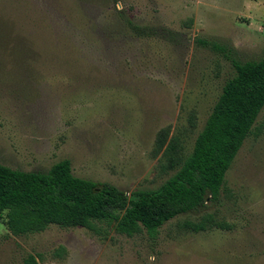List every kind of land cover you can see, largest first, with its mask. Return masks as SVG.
<instances>
[{"label": "rangeland", "instance_id": "rangeland-1", "mask_svg": "<svg viewBox=\"0 0 264 264\" xmlns=\"http://www.w3.org/2000/svg\"><path fill=\"white\" fill-rule=\"evenodd\" d=\"M263 48L264 0H0V164L45 171L66 158L74 176L126 197L156 188L190 151L232 61ZM204 215L224 227H183ZM3 222L0 264L27 254L37 264H264V106L217 199L155 238L103 225L12 235Z\"/></svg>", "mask_w": 264, "mask_h": 264}, {"label": "trees", "instance_id": "trees-1", "mask_svg": "<svg viewBox=\"0 0 264 264\" xmlns=\"http://www.w3.org/2000/svg\"><path fill=\"white\" fill-rule=\"evenodd\" d=\"M124 23L135 28L127 18ZM196 42L215 47L203 39ZM232 67L234 72L221 85L190 151L156 188L133 190L126 197L112 184L97 186L74 176L66 158L53 162L45 171L0 164V214L7 231L25 235L50 224L100 231L99 225H103L127 236L144 232L152 239L169 219L201 206L206 197L215 201L225 171L264 106V48L257 59L232 61ZM163 139L157 135L158 147ZM214 224L224 227L212 223L209 215L186 221L183 227L197 232ZM21 264L37 263L27 254Z\"/></svg>", "mask_w": 264, "mask_h": 264}]
</instances>
